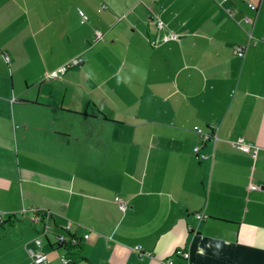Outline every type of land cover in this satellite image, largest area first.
Returning <instances> with one entry per match:
<instances>
[{
  "label": "crops",
  "instance_id": "0c3cea01",
  "mask_svg": "<svg viewBox=\"0 0 264 264\" xmlns=\"http://www.w3.org/2000/svg\"><path fill=\"white\" fill-rule=\"evenodd\" d=\"M35 209L90 234L70 264H264V0H0V264H34Z\"/></svg>",
  "mask_w": 264,
  "mask_h": 264
},
{
  "label": "built area",
  "instance_id": "2783aa9c",
  "mask_svg": "<svg viewBox=\"0 0 264 264\" xmlns=\"http://www.w3.org/2000/svg\"><path fill=\"white\" fill-rule=\"evenodd\" d=\"M223 1L227 2L229 0H223ZM249 7L252 10L257 9V6L253 3H249ZM105 9H106V6L103 5L98 10V12H103ZM248 22H249V20H248ZM156 24H157L158 29H160V30L163 29L165 26V23L161 20H157ZM180 37L181 36L179 34L172 32L166 36L160 37V38L152 41V45L157 46L161 42H168L170 40H179ZM103 38H104V34L100 30H97V31H95L93 42L98 43L101 40H103ZM246 50H247L246 47L234 46L233 52L237 57L244 58L245 54H246ZM8 59L9 58L6 57V60H8ZM80 64H82V59L75 58V59L71 60L70 62H68L67 64L61 66L59 69L53 71L49 75V77L58 78L62 74H64L68 69H70L71 67L78 66ZM193 129L198 134V136L202 139L203 143L218 140V136H217L218 127L215 125H212L209 130H204V129L200 128L199 126H195ZM231 144L236 149H238V150H240L246 154H249L254 160L257 159V157L260 153V147L248 143L244 138H237V139L231 141ZM200 149H201V146L195 147L194 148L195 154L199 158L206 159L208 157V155H206V154L200 155L199 154ZM250 187H251V189H258V187L256 185H253V184ZM116 201L118 202V204L122 210L126 209L127 206H126V203L124 200H122L120 198H116ZM33 214L34 215L32 217V220L36 224H38L40 226V228H39L38 236L34 239L35 248H30L28 250V252H29V255H30L34 264H49L50 259L44 253L43 247H44L45 241L50 242L49 237L51 236V233H52V225L50 223L51 214H50V212H48L46 210H42V209H35L33 211ZM197 217L199 219H202V220L205 218V216L203 214H198ZM54 236L55 237H54L53 242L52 243L50 242V243L54 247L61 248L65 251L62 255H60L61 263L62 264H70L71 259L68 255V253L73 248L78 247L82 241L88 240L90 237V234L86 233L83 236H78L75 233H73L71 224H66L62 228V231L55 234ZM135 250L137 252H140V253L143 252L141 246H136ZM175 253L177 255L185 258V259L190 258V254L188 252H185V250H183V249H178V250H176ZM148 255L150 256L151 253H148ZM165 264H174V261L172 258H169L165 261Z\"/></svg>",
  "mask_w": 264,
  "mask_h": 264
}]
</instances>
